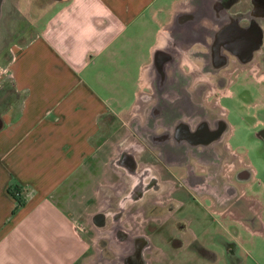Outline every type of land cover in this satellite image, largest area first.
<instances>
[{"label": "crops", "instance_id": "1", "mask_svg": "<svg viewBox=\"0 0 264 264\" xmlns=\"http://www.w3.org/2000/svg\"><path fill=\"white\" fill-rule=\"evenodd\" d=\"M195 2L58 1L51 8L48 30L15 44L11 69L20 104H11L0 117V264H99L102 250L96 239L91 245L87 231L101 233L95 216L103 206L97 202L105 194L121 192L124 175L115 161L125 142L123 137L111 143L102 121L108 115L123 121V115L135 110L147 93L156 50L167 44L172 28ZM139 21L154 29L144 28L149 45L127 66L134 76L127 82L111 78L116 88L134 89L125 107L117 109L113 106L122 102L96 91L109 86L93 72L122 30ZM252 77L263 82L264 94V68L250 69L247 80ZM260 103L264 107V101ZM137 114L128 118L126 138L133 133L130 123ZM111 146L114 155L106 159ZM233 153L240 160L230 166L231 175L245 167L255 174L244 155ZM254 182V176L231 181L240 192L236 202H244L242 211L228 212L245 235L237 243L238 264H264V183L257 196L248 191ZM13 184L20 191L12 189V194Z\"/></svg>", "mask_w": 264, "mask_h": 264}, {"label": "flooded vegetation", "instance_id": "2", "mask_svg": "<svg viewBox=\"0 0 264 264\" xmlns=\"http://www.w3.org/2000/svg\"><path fill=\"white\" fill-rule=\"evenodd\" d=\"M252 68H264V0H196L151 60L147 93L138 99L132 120L135 132L115 161L124 175L121 192L97 202L103 206L95 216L101 233L90 229L87 234L102 250L99 264H164V247L188 249L209 262L217 258L188 229L184 196L195 203L211 200L224 216L243 202H236L240 192L231 181L252 175L239 170L233 176L228 170L238 157L222 100L234 97V85ZM243 89L239 98L254 109L253 124L264 141V107ZM221 243L229 264H238L234 247Z\"/></svg>", "mask_w": 264, "mask_h": 264}, {"label": "rangeland", "instance_id": "3", "mask_svg": "<svg viewBox=\"0 0 264 264\" xmlns=\"http://www.w3.org/2000/svg\"><path fill=\"white\" fill-rule=\"evenodd\" d=\"M161 1L166 2L168 0H160V2ZM54 3L48 4L41 0H6L4 4L0 24V117L9 110L11 104H15L16 106L20 104V95L14 90V79L11 69L13 61L12 53L17 49L15 44L22 45L27 43L29 39L48 30V24L51 21L52 14L51 8ZM144 28L149 29L150 32L154 29V25L149 24V26L146 27L143 21H139L131 25L128 29L122 30L118 39L113 45L107 48V51H105L104 61L97 67V72H93V77L95 74L98 76L100 75L99 78L106 81V84L109 86V88H96V91L105 99L113 98L115 101L117 99L122 102V105L113 106L117 109L120 106V109L125 107L126 101L130 95H132L134 89H132V87L116 88L111 82V78L116 76L121 82H127L129 77L134 76L133 70L127 72V68H131V66H127L131 63L133 65L135 58L139 56L140 53H143L149 45V39L151 37L147 36V31ZM124 58L128 60L123 64L120 60ZM133 67L134 66H132V68ZM84 75L85 74H81V76ZM250 81L247 80V78L244 81L241 77L232 89L234 97L223 99L222 105L229 110L228 120L233 128L230 138L232 150L244 155V160L247 163L249 162L250 167L255 170L254 174V171L245 167L243 168L244 170L240 169V172L248 171L254 176L255 182L253 183V187L248 191L250 195L258 196L260 192L259 188L264 183V141L258 139V129L253 124L251 116L253 112H255L254 109L248 108L244 104L245 101L243 100V96L239 98L238 94L244 91L243 85L247 86L245 87L248 88L246 90H249V92L252 91L250 96L251 100L259 104L260 101H264V94L262 85L258 86L253 82L255 78L252 77ZM127 84L130 85L131 83L128 82ZM217 98H219V96H217L216 99ZM216 99L212 100V103H215L217 101ZM135 112L136 111L133 109L127 113V115H123V118H125L123 121L114 119L115 117L110 115L103 119L102 122L104 123L105 134L111 143H117L123 137L124 141H126L128 118L131 117V113ZM130 124V128L134 133L135 129L132 126V122ZM128 135L130 136V134ZM107 149L106 159L114 155L112 146ZM237 160H240V158L238 157ZM228 170L230 171V167ZM111 175L113 174L108 170L107 177L110 178ZM10 189L16 190V185L13 184ZM189 198L190 196L188 195L184 196V201L188 200L185 204L184 211L188 229L195 234L201 246L210 252H214L217 258L209 262L194 256L188 249L179 252L164 247L161 249L163 255L162 263L229 264L231 257L227 256V249L221 241L224 239L234 247V254L236 252L239 254V250L237 249L238 244L240 241L245 240V235L242 233L243 230L241 226L238 225V223H234L229 216H224L222 213L216 211L218 207L214 205L211 200L195 203L190 201ZM243 204L244 202L240 204L236 203L232 209L242 211L243 209H239V207ZM235 236H238L236 240L234 238ZM185 238L186 241L190 239L188 236ZM91 254H94V251H91ZM93 258H95V255H93Z\"/></svg>", "mask_w": 264, "mask_h": 264}, {"label": "water", "instance_id": "4", "mask_svg": "<svg viewBox=\"0 0 264 264\" xmlns=\"http://www.w3.org/2000/svg\"><path fill=\"white\" fill-rule=\"evenodd\" d=\"M4 0H0V23H1V15H2V4Z\"/></svg>", "mask_w": 264, "mask_h": 264}, {"label": "trees", "instance_id": "5", "mask_svg": "<svg viewBox=\"0 0 264 264\" xmlns=\"http://www.w3.org/2000/svg\"><path fill=\"white\" fill-rule=\"evenodd\" d=\"M19 191H20V190H19L18 188H16L15 192H19ZM9 193H12V194H13L12 189L9 190ZM16 200H17V199H16ZM17 201H19V200H17Z\"/></svg>", "mask_w": 264, "mask_h": 264}]
</instances>
